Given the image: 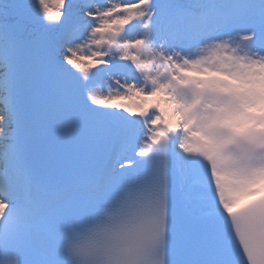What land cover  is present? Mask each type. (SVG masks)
<instances>
[{"label":"snow or ice","instance_id":"snow-or-ice-1","mask_svg":"<svg viewBox=\"0 0 264 264\" xmlns=\"http://www.w3.org/2000/svg\"><path fill=\"white\" fill-rule=\"evenodd\" d=\"M0 264H264V0H0Z\"/></svg>","mask_w":264,"mask_h":264},{"label":"bare ground","instance_id":"bare-ground-1","mask_svg":"<svg viewBox=\"0 0 264 264\" xmlns=\"http://www.w3.org/2000/svg\"><path fill=\"white\" fill-rule=\"evenodd\" d=\"M99 83V85H102L103 87H107V85L104 83V82H98ZM123 103H136L137 101H122Z\"/></svg>","mask_w":264,"mask_h":264}]
</instances>
